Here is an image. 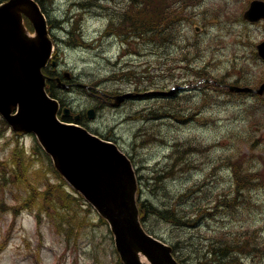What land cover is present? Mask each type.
Masks as SVG:
<instances>
[{
  "label": "rangeland",
  "instance_id": "374dc122",
  "mask_svg": "<svg viewBox=\"0 0 264 264\" xmlns=\"http://www.w3.org/2000/svg\"><path fill=\"white\" fill-rule=\"evenodd\" d=\"M45 1L58 63L73 74L72 88L58 92L71 108L68 117L79 114L85 127L113 139L128 154L140 200L161 209L176 204L180 215H189L186 222L173 223L150 214L148 230L174 245L183 264L210 262L211 245L231 251L239 242L241 249L249 245L241 251L244 262L264 264V178H255L235 196L230 165L239 162L252 172L264 165V97L232 93L227 86L264 79V60L256 48L264 39L263 22L243 18L248 1L172 0L171 9L182 16L171 24L169 40L161 41L165 36L157 30L130 43L119 36V21L115 31L108 33V26L135 0ZM77 33L86 42L77 43ZM129 48L131 55L125 56ZM127 62L148 70L140 74L147 76L140 86L112 77ZM117 90L127 91L121 105L104 104L103 94ZM130 90L139 95L132 98ZM169 101L174 113L164 105ZM90 107L94 117L87 116ZM152 109V114L158 109L157 117ZM1 118L0 172L18 146L32 157L30 178L42 174L40 188L60 183L49 160L36 154V136L15 134ZM70 187L65 185L72 192ZM28 196L29 186L17 178L0 187V264H124L110 225L95 208L78 204L81 213L75 214L83 222L69 228L55 208L46 210L41 196L24 205Z\"/></svg>",
  "mask_w": 264,
  "mask_h": 264
},
{
  "label": "water",
  "instance_id": "95a60500",
  "mask_svg": "<svg viewBox=\"0 0 264 264\" xmlns=\"http://www.w3.org/2000/svg\"><path fill=\"white\" fill-rule=\"evenodd\" d=\"M23 14L33 21L34 35ZM262 16L264 2L254 0L245 17ZM258 47L264 57V41ZM51 51L45 16L34 0H9L0 5V113L15 130L37 133L58 170L109 220L125 264H180L172 248L141 224L136 175L127 155L116 144L57 118L59 102L45 90L42 71ZM263 91L264 83L257 89ZM125 96H119L116 104ZM89 113L92 116L93 109Z\"/></svg>",
  "mask_w": 264,
  "mask_h": 264
},
{
  "label": "trees",
  "instance_id": "16d2710c",
  "mask_svg": "<svg viewBox=\"0 0 264 264\" xmlns=\"http://www.w3.org/2000/svg\"><path fill=\"white\" fill-rule=\"evenodd\" d=\"M40 4L43 6L45 10V0H38ZM172 6V0H135L131 4V8H128V11H125L122 13V16H118L117 19L115 20L112 17V20H115L116 22L119 21L120 25L122 26L121 33L125 35H130L132 37H145L147 35H152L155 34L156 31L158 30V35L160 37L165 36L163 40L161 41H167L169 40L168 38V33L171 31V24L173 21H176L182 16V13H180L176 9H171ZM28 25L30 28H32L30 22H28ZM115 28V25H113ZM116 29V28H115ZM77 30V29H76ZM72 33V32H70ZM76 41L77 43H83V37L80 35V33L76 34ZM199 76L201 77H207L206 73H202L200 71L196 72ZM127 80H137L141 78L134 70L128 69L127 72H125ZM48 91L52 95H57L56 91V85L52 83V86L50 87L49 85L47 86ZM166 106H170L174 108V106L171 104V102H166L164 104ZM158 112V109L155 111ZM154 117H157L158 114H152ZM1 121L5 127H8L7 122L1 118ZM37 153L41 157L47 158L49 160L50 165L52 166V171L58 175L62 179L60 183H50L48 184L47 187L44 189L40 188V185L42 182V177L41 173H38L39 179L33 180L30 178L29 172L27 171L28 169V163L32 160L31 156L26 155V152L23 148H20L16 146L12 150V158L8 163H6V167L3 165L4 170L3 172H0V187L2 186H7L10 182H14L15 179L17 178V181L26 183L29 186V196L24 200V205H28L25 202L28 200H39V197L41 196L44 202L46 210L52 206L55 208L57 211V217L59 219H66L67 227H73V224H81L83 222V218H80L78 216V213L75 214V212H79V205L80 203L82 204H87L83 197L80 196L79 194H75L73 191H67L65 188L66 182L63 179V177L57 172V170L54 168L52 165L51 159L48 154L45 153V151L42 149V147L37 144ZM36 152V151H35ZM182 160V159H181ZM179 159V161H181ZM10 163V164H9ZM232 167V172H233V177L235 178V196L238 194L237 192L239 189L248 187L249 184L252 182L253 178H249L251 176H246L244 173V168L239 164H234L233 162L230 163ZM29 170V169H28ZM10 174H11V179H10ZM164 176L161 175L155 179L161 180L163 179ZM36 179V177L34 178ZM60 184V185H58ZM264 185V183H263ZM78 200V203H75L74 201ZM60 203L63 205V208H66L68 214L63 215L61 210H60ZM29 205H31L29 203ZM32 206V205H31ZM15 212H18L19 208L18 205H15ZM139 207H140V216L142 218V221L145 225V221L150 214L157 215L161 217L162 219L171 221L173 223H179V222H186L187 219H189L188 214H182L180 215L178 212L177 205H171L167 206L163 209L155 206L154 204L146 201V200H140L139 201ZM81 213V212H79ZM58 219V220H59ZM60 221V220H59ZM147 228V226L145 225ZM148 229V228H147ZM226 251H228L227 247L223 248V245L220 247H214L208 251V254L210 257V262L205 261L204 263L201 264H226L230 260L227 258ZM174 253L176 254V251L174 249ZM223 257V258H222ZM177 258L180 261H183L180 259V257L177 256ZM224 263H222L223 260H225Z\"/></svg>",
  "mask_w": 264,
  "mask_h": 264
},
{
  "label": "flooded vegetation",
  "instance_id": "af4514ba",
  "mask_svg": "<svg viewBox=\"0 0 264 264\" xmlns=\"http://www.w3.org/2000/svg\"><path fill=\"white\" fill-rule=\"evenodd\" d=\"M57 77H60V79L62 80H65V78L63 77L62 73L57 71L56 72V75L54 76V78H57ZM70 83V82H69ZM70 84H73V83H70ZM113 96L114 94H107L106 97H105V102L107 104H111L112 100H113Z\"/></svg>",
  "mask_w": 264,
  "mask_h": 264
},
{
  "label": "bare ground",
  "instance_id": "6f19581e",
  "mask_svg": "<svg viewBox=\"0 0 264 264\" xmlns=\"http://www.w3.org/2000/svg\"><path fill=\"white\" fill-rule=\"evenodd\" d=\"M182 156H183V154H182ZM176 157H179V156H176ZM181 158H182V157H181V155H180V158H179V159L181 160ZM219 244H220V243H219ZM216 245H217V244H216ZM214 247H217V246H215V245H211V246L209 247L208 251H209L210 249L214 248Z\"/></svg>",
  "mask_w": 264,
  "mask_h": 264
}]
</instances>
